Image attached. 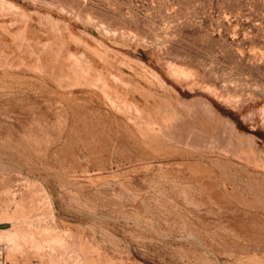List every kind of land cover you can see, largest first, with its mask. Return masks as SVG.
<instances>
[{
    "label": "rangeland",
    "instance_id": "rangeland-1",
    "mask_svg": "<svg viewBox=\"0 0 264 264\" xmlns=\"http://www.w3.org/2000/svg\"><path fill=\"white\" fill-rule=\"evenodd\" d=\"M0 264H264V0H0Z\"/></svg>",
    "mask_w": 264,
    "mask_h": 264
}]
</instances>
